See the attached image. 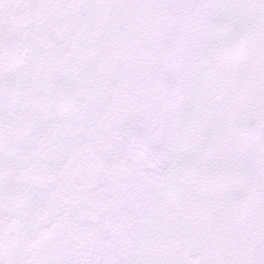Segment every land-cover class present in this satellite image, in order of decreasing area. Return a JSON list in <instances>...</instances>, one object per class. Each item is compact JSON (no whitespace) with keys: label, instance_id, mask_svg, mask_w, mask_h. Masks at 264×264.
<instances>
[{"label":"flooded vegetation","instance_id":"af4514ba","mask_svg":"<svg viewBox=\"0 0 264 264\" xmlns=\"http://www.w3.org/2000/svg\"><path fill=\"white\" fill-rule=\"evenodd\" d=\"M121 3L82 51L77 96L117 124L121 147L151 156L139 201L172 233L147 262L264 264V0Z\"/></svg>","mask_w":264,"mask_h":264},{"label":"bare ground","instance_id":"6f19581e","mask_svg":"<svg viewBox=\"0 0 264 264\" xmlns=\"http://www.w3.org/2000/svg\"><path fill=\"white\" fill-rule=\"evenodd\" d=\"M89 1L0 0V72L11 69L31 77L45 70L49 85L76 92L74 46L91 48L100 42L90 10L81 11ZM66 110L68 114L28 100L1 109L0 264H36V255L46 264H144L139 255L133 260L123 255L112 233L98 226L86 206L94 199L109 202L113 195V181L97 179L123 168L135 181L142 170L132 156L117 155L94 108L74 97ZM66 190L77 191L76 203L68 200ZM121 211L107 215L109 224L126 238L142 232L140 210L124 202ZM153 228L144 236L148 244L167 234L159 222Z\"/></svg>","mask_w":264,"mask_h":264},{"label":"rangeland","instance_id":"374dc122","mask_svg":"<svg viewBox=\"0 0 264 264\" xmlns=\"http://www.w3.org/2000/svg\"><path fill=\"white\" fill-rule=\"evenodd\" d=\"M128 2L131 3L134 6L133 0H129ZM6 71H7V73L3 74L5 77L6 76H10L12 78H17L18 77L17 73L15 71H13V70H6ZM24 80H26V79H24ZM31 81H32V79L29 80V83ZM27 89L31 90L30 87H28ZM0 94H2V92H0ZM3 98L0 100V102L2 103L1 104L2 108H7V106H9L10 104H18V102L10 101L8 98H6V96H5L4 99ZM2 108H0V109H2ZM116 153H117V155L119 157L122 154H127V155L132 156V154L130 152H128V151L117 150ZM132 158H133V156H132ZM114 177H115V181H117L120 184V187H121V194L118 196V206H119V208L121 209L123 203L126 202V201L129 202V203H132L134 206L137 207V205H138V202H137V199H138V196H137L138 186L134 182H132L131 180H129L127 178V172L126 173L125 172H121L120 174L116 172ZM102 181L110 182V176H105L104 178L97 179L98 183H101ZM87 182L90 185H93L92 184L93 183L92 180H88ZM81 184L82 183L80 182V184H78V185L81 186ZM146 187L148 188L149 186H146ZM110 188H112V187L109 186V187H106L105 189H110ZM85 193L86 192H84L83 195ZM78 197H79V194L77 193V191L70 190V195H69L68 200H72L74 203H76ZM72 205H73V203H72ZM86 206L90 209V214L93 215L96 219L99 220L98 226L99 225L100 226L103 225L104 228H107L112 233V236L115 238L116 243H117L119 248H123V249L125 247L126 248L127 247L131 248V246H129L128 242L122 237L121 233H119L113 226H111L107 222V217H106V214H105L106 213V211H105L106 204L105 203L101 202L100 200L94 199L93 201H91ZM142 218H143V221H146L148 219L147 216L144 215V214H142ZM56 246H57L56 248L61 250V247L59 248V242H57ZM52 250H54V247H52ZM52 252L55 253L56 251H52ZM57 252L59 253V251H57ZM35 262H37L38 264H46L44 258L40 257L39 255H36Z\"/></svg>","mask_w":264,"mask_h":264}]
</instances>
